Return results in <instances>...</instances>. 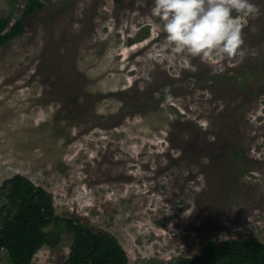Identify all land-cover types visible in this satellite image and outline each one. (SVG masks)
<instances>
[{
  "label": "rangeland",
  "instance_id": "rangeland-1",
  "mask_svg": "<svg viewBox=\"0 0 264 264\" xmlns=\"http://www.w3.org/2000/svg\"><path fill=\"white\" fill-rule=\"evenodd\" d=\"M26 0H0L15 21ZM0 47V184L16 174L62 220L111 233L127 264L216 239L264 244V0L223 73L166 42L154 0H41ZM5 203L0 196V207ZM56 228V227H53ZM30 264H63L72 237ZM0 264L21 256L0 250Z\"/></svg>",
  "mask_w": 264,
  "mask_h": 264
},
{
  "label": "trees",
  "instance_id": "trees-1",
  "mask_svg": "<svg viewBox=\"0 0 264 264\" xmlns=\"http://www.w3.org/2000/svg\"><path fill=\"white\" fill-rule=\"evenodd\" d=\"M44 8L41 0H26L19 17L11 23L0 18V47L20 36L31 16ZM0 250L10 257L21 256L30 264L44 246L60 243V232L72 237L63 264H127L128 257L108 231L84 226L76 220H62L55 212L52 196L26 177L16 174L0 184ZM56 227V228H53ZM167 264H264V244L256 239L233 238L219 243L213 239L192 257H178Z\"/></svg>",
  "mask_w": 264,
  "mask_h": 264
},
{
  "label": "clouds",
  "instance_id": "clouds-1",
  "mask_svg": "<svg viewBox=\"0 0 264 264\" xmlns=\"http://www.w3.org/2000/svg\"><path fill=\"white\" fill-rule=\"evenodd\" d=\"M151 13L166 34L159 52L198 57L220 74L226 60L247 55L243 29L261 9L252 0H154Z\"/></svg>",
  "mask_w": 264,
  "mask_h": 264
}]
</instances>
